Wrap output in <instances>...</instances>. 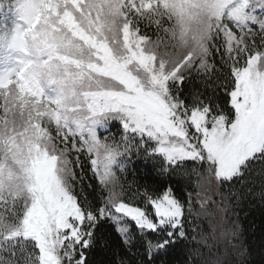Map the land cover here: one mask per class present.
Wrapping results in <instances>:
<instances>
[{"label": "snow or ice", "instance_id": "1", "mask_svg": "<svg viewBox=\"0 0 264 264\" xmlns=\"http://www.w3.org/2000/svg\"><path fill=\"white\" fill-rule=\"evenodd\" d=\"M256 201L264 0H0V264H251Z\"/></svg>", "mask_w": 264, "mask_h": 264}, {"label": "trees", "instance_id": "2", "mask_svg": "<svg viewBox=\"0 0 264 264\" xmlns=\"http://www.w3.org/2000/svg\"><path fill=\"white\" fill-rule=\"evenodd\" d=\"M132 178V172L129 171L128 179L131 180ZM136 179L140 183H144L145 181L150 184L154 183L153 178L149 175H145L143 169L136 173ZM195 179V177H192L190 181H187L193 190L195 188ZM216 199L219 198L216 197ZM218 218H220L221 220V225L216 229V234L219 230L227 231V229H232L238 224L240 235L238 239H233L232 243L235 244L241 242L252 250V255L249 257L251 264H264V261H262L261 253V246L264 245V204H260L259 201H256L254 203L245 202L244 204L236 208L235 214L232 211H229L227 213L217 212L215 224L218 223ZM203 226L207 230L208 221H203ZM217 237L218 247L220 248V250H223L226 240L225 238L220 240L219 236ZM197 239H199V237H197ZM113 243H118L117 241H115V238H113ZM193 246H195V244ZM201 251L206 252L207 249L202 248ZM213 251H215V249H213ZM121 255H124L123 250L121 251ZM177 258L178 253H175L170 257V259L173 261ZM111 259L112 256L110 252H97L95 256L97 264H108ZM128 259L132 260V257L128 256ZM230 260L232 261V264H237L239 257L236 256L235 253H233L230 256ZM132 264H134V260H132Z\"/></svg>", "mask_w": 264, "mask_h": 264}, {"label": "rangeland", "instance_id": "3", "mask_svg": "<svg viewBox=\"0 0 264 264\" xmlns=\"http://www.w3.org/2000/svg\"><path fill=\"white\" fill-rule=\"evenodd\" d=\"M217 220H218V223L215 224L216 229L219 228L220 225H221V220H220V218H218ZM227 230H229V229H227ZM221 232H222V230H219L218 233H217V236H219V239H220V240H221V239H224V238L220 237V233H221Z\"/></svg>", "mask_w": 264, "mask_h": 264}]
</instances>
